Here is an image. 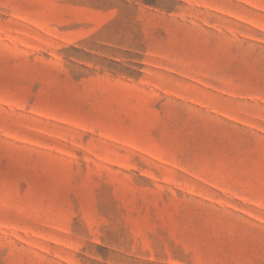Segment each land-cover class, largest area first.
Masks as SVG:
<instances>
[{
  "label": "rangeland",
  "instance_id": "374dc122",
  "mask_svg": "<svg viewBox=\"0 0 264 264\" xmlns=\"http://www.w3.org/2000/svg\"><path fill=\"white\" fill-rule=\"evenodd\" d=\"M0 264H264V0H0Z\"/></svg>",
  "mask_w": 264,
  "mask_h": 264
}]
</instances>
